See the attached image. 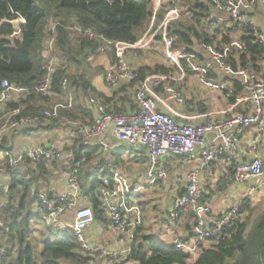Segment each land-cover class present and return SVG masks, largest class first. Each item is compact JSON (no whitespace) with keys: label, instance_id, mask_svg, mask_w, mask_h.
Wrapping results in <instances>:
<instances>
[{"label":"crops","instance_id":"obj_1","mask_svg":"<svg viewBox=\"0 0 264 264\" xmlns=\"http://www.w3.org/2000/svg\"><path fill=\"white\" fill-rule=\"evenodd\" d=\"M225 1H233L241 12L248 15L252 24L264 31V10L259 2L249 4L247 0ZM212 5L202 22L204 24L207 21L208 15L214 18V25H204V30L212 38V42L209 44H204L203 41L195 43L193 53L203 60L207 57V45H224L230 51L228 59L237 61L240 54L244 52L241 38L247 34L243 27L233 22L226 12ZM153 7L157 8L154 19H150L151 22L149 21L140 36L148 37L150 43L139 53L127 50L124 52V59L133 71L140 67L155 68L157 65L165 69L164 73H154L163 77L158 86L150 82V91L154 95L157 109L170 115L176 122L192 125L224 119L233 113L248 110L247 97L250 91L239 84L240 81L236 76L224 74L217 65L209 70L210 77L216 82H225L233 88L234 93L229 97L226 95L227 92L212 89L203 84L200 75L188 70L183 60H180L179 65L173 63L161 37L163 31L167 30V28L164 30L162 25L163 18L166 13L172 11L174 18L171 22L180 19L185 21L188 20L187 14L177 1L170 4V0H153ZM160 12L163 13L161 17ZM70 20L73 21V17ZM68 29L70 34H75L74 27ZM173 50L184 53L185 47L173 46ZM75 57L76 62H73L67 71L71 75H76L74 82L72 81L70 85L65 82L61 92L50 91L40 100L31 101V105L24 106L27 108L40 107L42 110L55 107L59 111L61 121L45 119L32 127L6 131L0 143V152L3 153L0 162V185L9 186L12 181L8 167L3 164L7 156L19 154L23 147L53 146L62 152L61 159L44 163L43 169L37 168L36 164L22 163L17 171H13L25 174L27 177H38V182L32 187L31 194L26 196L27 209L30 210L31 206L30 211L39 210V203L33 200L36 191L38 193L46 191L50 194L68 193L70 189L67 181L74 167L81 166L79 177L81 176L86 184H90L94 176L102 182L95 190L99 200L104 189L109 187L104 185L102 179L111 177L113 172H118L124 176L129 189L132 190L127 196L128 203L136 205L141 212L140 234L150 235L165 246L171 245V239L174 236L192 245L193 214L180 215L176 217L175 222H172L169 219V211L173 200L184 192L188 172L196 167L198 162L186 161L172 154L164 156L162 164L168 167V173L165 183L161 184L158 181H150L147 149L141 145L130 146L120 143L110 128H106L100 135L101 140L107 146L103 147L97 138L91 139L87 145L82 144L74 128L65 125L64 121L88 123L93 121L97 113L88 103L89 97H96L113 112L129 111L134 108V87H128L130 82L126 80L120 81L115 87L106 86L104 71L114 61V50L95 51L90 54L80 52ZM263 63L259 61L261 73H257L262 77H264ZM246 69L251 70V67ZM236 82L238 88L235 87ZM168 86H173L182 93L183 102L179 103L169 96L165 90ZM14 109H19V113L22 110L20 107ZM4 112L8 111L5 109L2 113ZM2 113H0V127L4 122ZM206 138L212 140L214 135L207 134ZM253 140L256 141L255 148L251 147ZM200 148V146L196 147V151ZM236 151L237 161L235 162L239 164L249 163L253 156H264V128L261 124L251 125L237 137ZM77 157L80 160L74 164L73 161ZM201 188L202 201L208 205L212 217L232 205L239 203L242 205L248 202L249 205L240 211L241 219L244 220L264 206V183H259L254 178H250L245 184L235 183L231 166L223 160L215 161L206 167L201 176ZM7 191H0V207L6 202ZM80 194L79 204L91 208V198L82 194L81 189ZM62 219L70 227L73 211L66 210ZM45 229L31 227V238L39 251L41 249L40 236H48ZM85 235L91 245L118 254L109 261L104 253L89 255L93 264H115L119 260H124L128 255L127 250L131 244L128 240L130 233L122 235L120 241L118 230L108 224L103 214L100 217L93 215V221L86 227ZM200 245L206 247L209 243L202 241ZM199 252L200 249L196 250L191 257L192 260Z\"/></svg>","mask_w":264,"mask_h":264},{"label":"built area","instance_id":"obj_2","mask_svg":"<svg viewBox=\"0 0 264 264\" xmlns=\"http://www.w3.org/2000/svg\"><path fill=\"white\" fill-rule=\"evenodd\" d=\"M215 7L220 8L228 14L230 19L239 27H249L255 41L264 46V31L253 25L247 15L239 11L231 1L209 0ZM243 1V0H238ZM251 4L259 2L264 8V0H249ZM153 7V15L156 12ZM172 11L165 14L162 25L164 30L173 20ZM23 23L25 18L18 16ZM214 18L207 16L204 25H214ZM53 29V27L51 28ZM89 38L97 37L101 39L98 47L99 52L114 50L115 58L105 69L104 81L106 86L115 87L120 81L131 82L134 71L128 66L124 59V52L127 50L139 53L145 48L150 40L143 35L134 42L114 41L112 42L102 35L95 34L91 29H84ZM82 31V32H83ZM12 32L10 37L15 35ZM163 43L166 47L168 56L175 65L183 60L188 70L200 75L201 81L206 86L227 92L231 96L233 88L225 82H216L209 75V70L214 66L226 75L236 76L242 87L248 88L250 93L247 97L248 110L233 113L224 119L209 121L201 125H192L176 122L170 115L157 109L153 93L150 91V82L158 86L162 81V76L148 75L133 91L134 108L129 111L113 112L99 101L96 97H89L88 103L97 113L96 117L88 122L64 121L65 125L72 126L77 132L82 144L87 145L91 139H99L100 144L107 146L100 138L101 133L110 128L116 139L123 144L130 146L141 145L147 149L148 174L151 182L165 183L168 167L162 164V159L168 154L176 155L186 161H197L196 167L187 174V181L184 192L177 196L172 203L169 211V219L175 222L176 217L187 213H192L194 217L192 245L177 236L171 239V245L178 250L184 251L191 256L200 249V244L208 238H217L223 228H231L237 225L241 219V203L232 205L220 212L215 217L210 215L208 205L202 201L201 176L206 167L219 160L225 161L231 166L234 182L245 184L250 178L256 179L259 183H264V156H253L249 163L239 164L237 161L236 140L237 137L248 127L254 124H261L264 128V77L246 68L235 70L229 62L230 51L227 46L207 45V57L200 60L195 53H181L173 50L172 37L168 36L167 30L162 34ZM54 45V36L50 35L46 39L43 54L40 61V68L43 75L40 81L33 85H17L8 80H2L0 84V113L4 111V105L14 98L28 96L30 94L46 95L50 92L52 75L55 70V60L51 55ZM181 66V65H180ZM169 96L177 102H183L182 93L168 86L165 88ZM4 119L0 127V143L2 142L7 130H20L40 124L45 119H55L61 121L59 111L55 107L44 109L41 113H28L24 116L19 115V109L1 114ZM207 134H213L212 140H207ZM201 148L196 151V147ZM252 148L256 147V141H252ZM62 158V152L57 148L50 147H23L19 154L7 156L3 164L17 171L22 163L42 164L51 160ZM106 187L100 199V209L103 216L107 219L110 226L119 232V240L124 234H129L128 240L133 241L134 234L141 226V212L136 205L128 203L127 196L132 191L129 189L123 175L113 172L111 177L102 179ZM68 193H38L40 206L38 215L46 226L65 228L67 225L62 219L66 210L73 211L72 233L84 255L104 253L107 260L114 258L118 254L111 251H104L99 247L91 245L85 235V229L93 221L91 208L80 205L81 198L78 173L75 170L68 178ZM9 186L0 185V191H7ZM252 190V189H251ZM129 253V250H127ZM0 253L3 254L0 250ZM90 258V257H89ZM121 261V260H119ZM118 261V262H119ZM117 262V263H118ZM88 263L93 264L91 260Z\"/></svg>","mask_w":264,"mask_h":264},{"label":"trees","instance_id":"obj_3","mask_svg":"<svg viewBox=\"0 0 264 264\" xmlns=\"http://www.w3.org/2000/svg\"><path fill=\"white\" fill-rule=\"evenodd\" d=\"M36 1L47 5L50 0H0V19H15L18 16L25 18L19 31L11 38L9 35L14 31L13 27L0 25V84L2 80L17 85L38 83L43 75L40 61L46 39L53 35L51 55L55 60V70L50 91L61 92L63 83L70 85L76 78V75L67 72L77 60L75 55L80 52L94 53L101 43V39L97 37L89 38L84 35V29H91L95 34L111 41L134 42L140 38L153 15V0H52L55 3L52 12H47L46 8H37ZM176 1L184 8L188 20L180 19L169 23L167 33L172 37L174 47L183 46L186 53H193L195 43L212 42L202 23L212 3L209 0H170V4ZM162 14L160 12V17ZM71 17L73 21L70 20ZM71 27L79 31L71 35L68 29ZM243 29L247 34L241 38L244 52L237 61L229 59V62L234 69L251 67L254 72L261 73L259 61L264 62V46L255 41L249 27ZM158 72L164 73L165 69L160 65L155 68L140 67L134 71L135 77L128 87L135 88L146 76ZM235 87H239L237 82ZM43 97L45 95L30 94L14 98L3 109L9 112L20 107V116L41 113L44 109L40 107L24 106ZM79 160L77 157L73 163ZM36 166L43 169L45 164ZM80 167L72 168L71 173L77 171L82 194L91 198V211L94 216L100 217V200L95 190L102 182L94 176L90 184H86L79 177L82 170ZM7 169L12 181L6 193V202L0 207V250L3 253H0V264H36L37 260H40L38 264H59L60 259H65L70 264L88 263L90 258L80 250L69 226L63 229L45 226L48 238H40L41 249L35 254L30 223L41 221V218L38 211L27 209L26 196L31 194L38 177H27ZM231 173L233 176L232 169ZM109 188L112 189V186ZM33 200L41 205L38 191ZM247 205L248 202L242 204L240 211ZM27 240H30L31 245L26 246ZM203 241H207L209 245H200L199 254L192 260L190 254L172 245L165 246L150 235L140 234L138 230L134 234L127 257L115 264H264V213L253 221H250L248 215L234 227L223 228L217 238ZM14 251L16 255L13 262L11 257Z\"/></svg>","mask_w":264,"mask_h":264},{"label":"rangeland","instance_id":"obj_4","mask_svg":"<svg viewBox=\"0 0 264 264\" xmlns=\"http://www.w3.org/2000/svg\"><path fill=\"white\" fill-rule=\"evenodd\" d=\"M35 4H36V7L39 8L40 10H44L46 8L45 10L47 12H52L54 10L53 7H55V3L52 0H50L49 1V4H47V5H45V3H40L39 1H36ZM49 21H51V19H49ZM73 30H74V33H77V31L75 29H73ZM71 35H73V34H71ZM2 154L3 153L0 152V159L3 157ZM1 161H2V159L0 160V162ZM27 203H28V201H27ZM30 210H31V206H30ZM263 213H264V206L258 208L255 213L254 212L252 213V215L250 216V221H253L255 218H257L258 216L262 215ZM30 226L31 227H37V228L45 229L44 228L45 227V224L42 221H32L30 223ZM40 238H48V237L47 236H40ZM34 252H35V254L37 252H39V250L37 249V247H34ZM15 255H16V251L13 252L12 257H11V261H13V262L15 261ZM36 262H37L36 264H38L40 262V260H37ZM58 262H59V264H70L65 259H60V260H58Z\"/></svg>","mask_w":264,"mask_h":264},{"label":"water","instance_id":"obj_5","mask_svg":"<svg viewBox=\"0 0 264 264\" xmlns=\"http://www.w3.org/2000/svg\"><path fill=\"white\" fill-rule=\"evenodd\" d=\"M2 24H7L13 27V29L18 30L19 27L23 24V21L20 18L17 19H13V20H9L4 18L1 22L0 25ZM30 244V241L27 240L26 241V246ZM86 264H90V263H86Z\"/></svg>","mask_w":264,"mask_h":264},{"label":"bare ground","instance_id":"obj_6","mask_svg":"<svg viewBox=\"0 0 264 264\" xmlns=\"http://www.w3.org/2000/svg\"><path fill=\"white\" fill-rule=\"evenodd\" d=\"M238 1V0H237ZM248 1V3L249 4H251L250 2H249V0H247ZM232 2V4L233 5H235V3L233 2V1H231ZM257 3V2H256ZM256 3H254V4H256ZM261 5V4H260ZM236 6V5H235ZM237 7V6H236ZM262 7V6H261ZM238 8V7H237ZM263 10H264V8H263ZM157 11V10H156ZM240 11V10H239ZM243 13V12H242ZM246 14V13H245ZM247 15V14H246ZM247 17H248V15H247ZM17 18H19V17H17ZM17 18H15V19H17ZM4 18H2V19H0V22L3 20ZM153 19H154V17H153ZM249 19V18H248ZM9 20H13V19H9ZM151 20H152V18H151ZM250 21V20H249ZM151 22V21H150ZM254 25V24H253ZM19 29H20V27H19ZM19 29L18 30H15L14 29V31H15V33H17L18 31H19ZM51 30H53V29H51ZM84 35H86V36H88L86 33H84V31L82 32ZM11 35V34H10ZM10 35H9V37H10ZM89 37V36H88ZM11 38V37H10ZM111 41V40H110ZM112 42V45H113V42L114 41H111ZM172 44H173V39H172ZM104 73H105V71H104Z\"/></svg>","mask_w":264,"mask_h":264}]
</instances>
